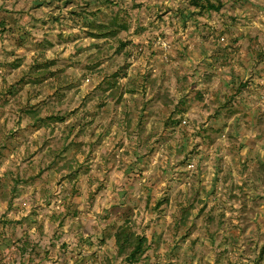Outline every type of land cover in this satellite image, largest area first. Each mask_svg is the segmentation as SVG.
<instances>
[{"label":"rangeland","instance_id":"obj_1","mask_svg":"<svg viewBox=\"0 0 264 264\" xmlns=\"http://www.w3.org/2000/svg\"><path fill=\"white\" fill-rule=\"evenodd\" d=\"M223 1L0 0V264H129L127 222L139 264H264V0Z\"/></svg>","mask_w":264,"mask_h":264},{"label":"trees","instance_id":"obj_2","mask_svg":"<svg viewBox=\"0 0 264 264\" xmlns=\"http://www.w3.org/2000/svg\"><path fill=\"white\" fill-rule=\"evenodd\" d=\"M192 4L197 6L200 9H208L220 11L224 6L223 0H191ZM86 29L88 35L96 39H109L115 38L122 31L127 29V25L115 23L114 21L108 24H101L98 20L93 19L90 22H86ZM124 46V44H122ZM124 72V71H123ZM52 74V72H49ZM53 75V74H52ZM38 78L42 81L43 78L47 77V73H40ZM122 77V72L120 70L115 73L110 74L104 78L101 86L105 92H108L110 100H116L119 97L120 93V78ZM129 85L132 86V81L129 82ZM246 87V84L242 85ZM130 91L134 89L130 88ZM65 116L51 115L46 120H43L44 123L47 122H57L64 121ZM115 241L117 246V252L120 256H124L125 260L129 264H139L143 257L150 249V240L147 236L138 234L134 226L127 222L119 228L115 233ZM25 245H27L25 243Z\"/></svg>","mask_w":264,"mask_h":264}]
</instances>
